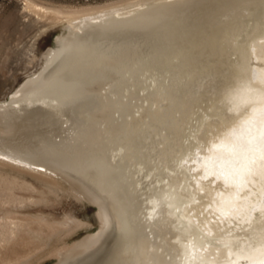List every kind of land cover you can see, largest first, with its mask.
I'll return each mask as SVG.
<instances>
[{"label": "bare ground", "instance_id": "bare-ground-1", "mask_svg": "<svg viewBox=\"0 0 264 264\" xmlns=\"http://www.w3.org/2000/svg\"><path fill=\"white\" fill-rule=\"evenodd\" d=\"M150 2L78 17L26 4L67 31L0 101V166L96 203L103 227L63 264H264V0ZM94 83L107 113L124 85L151 99L156 128L87 126Z\"/></svg>", "mask_w": 264, "mask_h": 264}, {"label": "rangeland", "instance_id": "rangeland-1", "mask_svg": "<svg viewBox=\"0 0 264 264\" xmlns=\"http://www.w3.org/2000/svg\"><path fill=\"white\" fill-rule=\"evenodd\" d=\"M150 1L0 0V101L16 94L30 76L41 70L50 48L56 46L54 39L67 31L61 23L38 19L26 6L27 3L48 8L52 12H60L57 13L61 14L59 16L78 17L114 9H138L146 7L147 2L152 3ZM90 65L87 63V67ZM139 80L142 81V77ZM94 84L96 90L91 94L87 89V126L92 124L95 130L97 128L103 131L110 128H156L151 123V118L159 119L163 113H155L157 107L151 99L146 100L141 93L128 95L129 92L125 91L127 86L124 85L120 87L121 90L124 89L119 95L120 103L115 104V107L113 105V109L110 108L107 113L99 106L103 84ZM105 88L109 89L110 86ZM121 104L120 110L128 105L129 112H124V109L118 114ZM201 113L205 112L202 110ZM79 119L81 120L80 117ZM132 119L136 120L135 123H132ZM105 120L107 126H97L99 123L105 124ZM162 123H166V120ZM159 125V128H166L162 124ZM69 192L66 188L56 191L47 180L39 179L32 173H21L10 167L0 166V264H63V255L77 247L85 237L92 235L94 230L103 227L96 203L88 198H77ZM62 223L70 226H59L56 234L50 239L35 235V232L40 230L51 229L48 224L57 226ZM18 235L25 240L20 241ZM85 257L80 255L64 264H78L86 260Z\"/></svg>", "mask_w": 264, "mask_h": 264}]
</instances>
